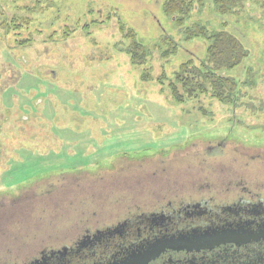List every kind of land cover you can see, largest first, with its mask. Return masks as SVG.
<instances>
[{
	"label": "rangeland",
	"instance_id": "rangeland-1",
	"mask_svg": "<svg viewBox=\"0 0 264 264\" xmlns=\"http://www.w3.org/2000/svg\"><path fill=\"white\" fill-rule=\"evenodd\" d=\"M40 1L36 11L34 0H0L2 20L31 19L20 31L30 47L12 33L0 38V264H24L168 201H264V0H240L228 17L227 31L249 51L225 72L242 88L233 105L210 95L177 104L166 80L156 81L170 79L188 51L205 54L201 41H181L169 63L160 58L153 43L173 29L165 0ZM203 2L193 20L214 29L216 12ZM45 11L68 16L53 22ZM119 22L149 44V79L122 53ZM64 24L71 33L61 43L42 32ZM39 70L60 72L59 82L36 78ZM17 113L29 120L16 131Z\"/></svg>",
	"mask_w": 264,
	"mask_h": 264
},
{
	"label": "trees",
	"instance_id": "trees-1",
	"mask_svg": "<svg viewBox=\"0 0 264 264\" xmlns=\"http://www.w3.org/2000/svg\"><path fill=\"white\" fill-rule=\"evenodd\" d=\"M58 1L62 2L60 0ZM239 1L240 0H210V9L208 7V12L212 13L211 9H214L216 12V14H214L215 18L219 20L218 27H214V29H211L209 25L206 24L207 22H203L199 18L193 20L194 15L192 12L197 10L198 13H201L200 11L202 10L204 4L203 0H165L163 2L161 10L165 18V22L173 29L168 28L167 31L163 29L159 38H156L153 43V48L155 47V50L160 53V58L169 63L168 61L180 53L179 43L181 41L190 42L198 40L201 41L205 47V54L200 57L196 56L193 52L188 51L186 53L185 60L177 65L176 70L170 79L167 80V78L165 79L161 76L157 78L156 81H158L161 85H163V80H166L167 88L170 89L171 98L175 103L183 104L186 100L195 99L197 96L210 95L213 99L222 104L233 105L240 98L242 90L241 84L225 73L239 67L249 56V51L244 48L235 36L227 31V26L230 25L228 17L233 14V9ZM40 4V0H34V5L31 8L35 7V10L38 11ZM23 9H26L25 6ZM67 16L68 15L61 16L58 19L66 21ZM43 18H49V20L53 22L56 19L51 12L47 11L44 12ZM43 18H40L38 23H41V21L44 20ZM58 19H56V21H58ZM30 20L19 16V18L16 17L10 22H7L0 18V38L8 37L9 34L12 33L14 36H18V38L16 37V39H14L18 47H30L31 40L20 38V31L22 27H24ZM33 27L34 30H36L39 26L37 24ZM60 29L61 31H59ZM45 30L46 31L42 32L46 34V37L53 39L52 41H54V43H61V41L67 40L71 33L69 25L66 24L58 26L57 30L49 31L50 29L47 30L46 28ZM118 32L121 40L128 42V45L122 53L125 54L131 65L143 67L142 78L149 79L151 76L147 70H149L150 67L146 68L148 61L151 59V48L149 47V44L142 41L141 37L138 36L133 29L126 28L121 22H119ZM46 74L48 77H43V75L45 76ZM57 74L61 73L58 71H49L48 73L42 74L39 70L34 73V76L44 81L49 80L48 82L51 81V84L56 81L59 82ZM64 79L65 81H69L66 77ZM55 108L57 110L54 111L58 115L60 113L58 105H55ZM4 113L6 115L5 111ZM65 114L68 116L69 113L67 112ZM36 117L37 116L30 117V121L32 119L38 120ZM13 119L14 121L12 124L16 131L18 130V123L23 125L22 123H27V120H29V118L25 121L21 120L20 113H17L16 117L13 116ZM30 136H33V134ZM36 138L29 140L34 141ZM65 174L67 173H63V175ZM87 174L95 175L97 173L89 171ZM57 175L60 176L58 173L52 177H56ZM74 175H77V173H74ZM46 176L47 174L45 173L40 174L37 179H41L43 177L48 179L49 177ZM32 184L29 183L24 185L22 186V189H29ZM18 189L19 191L22 190L20 187ZM241 200H243V198H240V201ZM203 202V206L205 205L204 207L207 209V213L197 218L198 224L201 226L206 225L207 222L205 219L208 218L207 215H210L209 218L217 215V212L219 215L221 210L219 207L212 206L210 201L207 199H204ZM242 213L243 211L240 212V214ZM121 220L122 219H119L114 225L121 222ZM178 221H181V219H178ZM114 225L103 228L101 231H97L99 235H102L100 239L89 241L80 250H78L80 247L79 243L84 240H73L70 243L68 242L63 246H59L55 250H50L51 252H56L61 247H64L67 249L65 257H63V255L50 256L51 252L48 253L49 250H42L43 254L48 255V258L40 261L39 264H105L117 253H119L117 258L123 256V254L120 253H123L126 249H128L129 245L137 243L138 240L135 239L138 237V232L137 229H135V226L133 228L131 227L132 229L130 228V231H128L129 234L127 233V235H124V232L117 231V229L114 228ZM178 227V229H181V227L184 226L181 225ZM173 229H176V227ZM97 232L89 231L87 232V236L91 234V236H93V234L98 235ZM69 249L73 250L69 252ZM26 264L36 263L34 262V259H32L26 262Z\"/></svg>",
	"mask_w": 264,
	"mask_h": 264
},
{
	"label": "flooded vegetation",
	"instance_id": "flooded-vegetation-1",
	"mask_svg": "<svg viewBox=\"0 0 264 264\" xmlns=\"http://www.w3.org/2000/svg\"><path fill=\"white\" fill-rule=\"evenodd\" d=\"M247 195L250 196L249 193ZM240 198H243V200H237L229 206L219 207L221 209L219 215L217 212V215L208 218V220L205 219L207 223L204 226L199 225L197 221V218L207 213V209L203 206L204 202H199L202 204V207L199 208L196 207L198 203L195 201H168L158 207H152L134 215L124 216L121 222L114 225V228L127 235L130 228L136 226L135 229H137L138 237L135 240L138 241L129 245L128 249L120 253L123 256L117 258L119 254L117 253L105 264L120 262L131 251L140 250L147 243L158 238L177 236L180 233H187L193 229L207 227L221 228L225 226L240 227L243 230L254 233L261 232V236L245 244H225L209 250H165L147 264H264V201L248 200L245 196ZM241 211H243L242 214H240ZM178 219H181V221H178ZM181 225L184 227L178 229V226ZM174 227L176 229H173ZM87 235L88 233L86 232L74 239V241L84 240L79 243L80 247L78 250L83 248L89 241L99 240L102 236L99 233L98 235L93 234V236H91L92 234ZM72 250L69 249V252ZM50 252L48 251V253ZM41 256H44V259L48 258V255L43 254L41 251L39 257L34 259L36 264L44 260L41 259Z\"/></svg>",
	"mask_w": 264,
	"mask_h": 264
},
{
	"label": "water",
	"instance_id": "water-1",
	"mask_svg": "<svg viewBox=\"0 0 264 264\" xmlns=\"http://www.w3.org/2000/svg\"><path fill=\"white\" fill-rule=\"evenodd\" d=\"M260 236L261 232L254 233L243 230L240 227L233 228L231 226L193 229L190 232L180 233L177 236L173 235L152 240L144 248L137 251L133 250L120 262L111 264H147L165 250H209L225 244H245ZM66 252L67 249L63 248L61 251L51 252L50 256L55 254L63 255Z\"/></svg>",
	"mask_w": 264,
	"mask_h": 264
}]
</instances>
